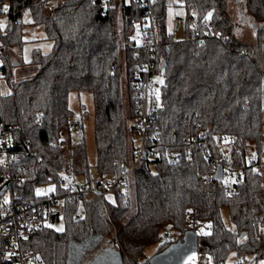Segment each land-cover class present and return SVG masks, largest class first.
<instances>
[{
  "label": "trees",
  "instance_id": "trees-1",
  "mask_svg": "<svg viewBox=\"0 0 264 264\" xmlns=\"http://www.w3.org/2000/svg\"><path fill=\"white\" fill-rule=\"evenodd\" d=\"M240 1L243 5L234 15L255 28L252 46L237 37L229 0H183L189 19L185 41L167 32L166 0L154 2V34L159 42L154 52L164 83L162 107L145 143L160 154L154 157L150 152L135 163L126 180V196L106 204L85 197L67 200L63 232L51 227L33 232L26 246L46 264H68L70 240L80 242L89 235L117 247L122 264H139L140 259L147 264L148 247L158 244L155 254L159 253L205 221L211 223V231L199 234L198 253L208 255L213 264H225L231 253L237 260L263 251L264 258L261 169L246 167L231 196L225 194L223 181L214 178L216 160L228 148L234 166L245 165L252 153L259 159L264 156V0ZM5 5L8 27L0 30V41L3 78L10 93L0 98V123L13 128L19 154L13 165L12 191L32 197L37 188L57 182L70 166L91 181L82 125L78 143L70 140L72 91H89L93 96L98 175H120L123 167L134 162L136 130L134 124L129 131L126 128V115L134 121L140 115L134 73L150 56L148 48L138 46L133 38L134 23L144 18L145 9L134 0H0V9ZM27 8L54 46L50 53L34 56L32 63L38 70L33 77L12 81L17 65L10 52L14 47L22 49V16ZM63 133L71 148L61 146ZM200 135L213 151L211 160L198 144H188ZM188 150L191 161L171 160ZM3 168L0 161V171ZM224 207L236 231L225 227ZM168 227L175 234L167 233L171 238L165 240Z\"/></svg>",
  "mask_w": 264,
  "mask_h": 264
},
{
  "label": "built area",
  "instance_id": "built-area-1",
  "mask_svg": "<svg viewBox=\"0 0 264 264\" xmlns=\"http://www.w3.org/2000/svg\"><path fill=\"white\" fill-rule=\"evenodd\" d=\"M155 1L134 0L135 3L145 9L146 15L143 19L134 23L135 32L133 38L138 46L148 48L150 56L148 61L141 64L134 73L133 87L140 97L138 104L140 115L134 121V129L136 130L134 136L139 142L133 151L134 162L123 167L120 175L111 176L104 173L99 176L95 183L85 180L79 181L77 179L79 175L70 166L62 172L57 182L50 183V188L54 187V191H45L39 196L36 192L32 197L21 196L18 192H13L11 189L14 181L13 165L19 158L12 140L13 128L0 123V161L4 167L0 171V189L8 185L6 191L0 197V264H46L42 257L32 253L26 246V242L33 232L50 228L48 225L52 226L54 223L63 220L66 216L67 200L85 197L96 199L106 204V202H109L108 197L110 196L113 199L126 196L129 193L126 180L135 163L144 158V156L148 157L150 152H152L154 157L156 154H160L155 149L149 148L145 143L147 133L155 128L154 122L158 111L162 107L163 84L155 79L157 75H161L157 69L156 53L154 52L159 43L158 38L154 34L153 5ZM2 9H0V19L7 18L8 11L4 12ZM182 22V18L176 19V23ZM190 22H193V19ZM206 23L208 24L209 22L207 21ZM3 76L4 61L0 41V79ZM157 90H159V99L156 96ZM1 96L0 92V98ZM80 126L81 123L77 121L76 127L79 128ZM204 140L205 137L203 135L195 136L188 140V144L189 146L198 144L202 148L205 158L211 160L213 151ZM61 146H67V142L62 141ZM191 154V150L186 151L185 154L178 152L171 156V160L177 161L184 157L186 161H191ZM232 159V150L228 148L216 160L223 167L222 181L224 192L227 196H231L237 184L243 180V172L246 167L254 169L264 168V156L259 159L254 153L248 156L243 166H234ZM5 200L8 203H5ZM78 218L79 216L76 217V219ZM163 238L169 240L170 235L164 233ZM262 256L263 251H259L252 256L235 260L234 264H259V262L264 264ZM189 264H193V262L191 261ZM194 264L208 263H200L195 260Z\"/></svg>",
  "mask_w": 264,
  "mask_h": 264
},
{
  "label": "rangeland",
  "instance_id": "rangeland-1",
  "mask_svg": "<svg viewBox=\"0 0 264 264\" xmlns=\"http://www.w3.org/2000/svg\"><path fill=\"white\" fill-rule=\"evenodd\" d=\"M118 2L119 0H115ZM229 10L232 15H234L235 10H237V5L233 0H229ZM177 18H182V23H176ZM233 19L237 24V37L243 43L247 45H254L256 43V31L254 27L245 25L241 23L233 16ZM23 22V46L22 49L14 47L11 49V58L12 63L17 65L13 68L12 73V81H18L26 78L33 77L38 70V66L32 63L34 56L41 52L43 54L50 53L53 49L54 42L47 39L44 27L39 24H34L32 20V14L30 9H25L22 16ZM165 23L167 27V32L172 34L174 38L178 41H185L188 37V24L189 19L187 18V10L183 4V0H166V15H165ZM8 27V18L0 19V29L5 32ZM118 37L122 39V22L121 19L118 20ZM4 57V56H3ZM161 74V72H160ZM157 81L163 79L162 75H157L155 77ZM122 86H123V100L125 107L127 106V98H126V88H127V79L125 74V64L122 65ZM0 92L1 95H6L10 93V87L7 83V80L2 78L0 79ZM69 108L72 110L73 115L71 117L72 122V131L70 140L71 143L77 144L80 140V130L76 127V122L79 121L83 126V137L86 147V153L89 164V172L90 179L93 183H95L99 179V175L96 169V144H95V120H94V100L92 93L89 91H84L78 93L76 91H72L69 94ZM134 124V120H131L128 115H126V128L129 131L131 126ZM63 141L67 142V146L65 148H71L69 141L67 139L66 133L62 134ZM139 142L138 139L134 136V148L136 144ZM261 173L263 174L264 179V169L261 168ZM79 181L85 180L84 177L79 176L77 178ZM131 181V197L134 199V188L131 177L129 178ZM87 181V180H85ZM90 181V182H91ZM88 182V181H87ZM53 185V184H52ZM50 184L39 187L42 192L47 191L50 188ZM37 191V190H36ZM109 201L114 202L113 197H108ZM222 220L224 225L230 231H236V227L234 223L231 221L230 213L227 207H224L221 210ZM210 225V227H209ZM63 228L65 230L64 219L59 222L54 223L51 228H53L57 232V229ZM191 227V226H189ZM193 230V229H192ZM198 233L202 234V231L205 233H209L211 231V223L209 221L200 222L197 224L196 230ZM165 233H174L172 227H168L165 230ZM175 234V233H174ZM171 238V237H170ZM163 239V238H162ZM83 239L82 241H84ZM71 243V240H70ZM158 248V244L152 245L148 247L145 251V258H150ZM196 257V261L200 263H208L213 264L211 258L206 254L194 253ZM192 256V255H191ZM210 258V259H209ZM236 260L235 253H231L226 260L225 264H234ZM140 263H143V259L139 260ZM187 259V264H189ZM186 264V263H185ZM259 264H262L259 262Z\"/></svg>",
  "mask_w": 264,
  "mask_h": 264
},
{
  "label": "water",
  "instance_id": "water-1",
  "mask_svg": "<svg viewBox=\"0 0 264 264\" xmlns=\"http://www.w3.org/2000/svg\"><path fill=\"white\" fill-rule=\"evenodd\" d=\"M165 61L161 64V69L164 68ZM145 158V156H144ZM214 178L221 181L223 179V167L218 164L214 173ZM8 185L0 189V197L6 191ZM198 232L192 229L187 230L183 238L171 243L165 250L153 254L147 260V264H185L187 259L194 253H198ZM244 234L241 235V238ZM71 250L69 248L68 255ZM106 257L112 259L113 264H122L121 255L115 252H109Z\"/></svg>",
  "mask_w": 264,
  "mask_h": 264
},
{
  "label": "crops",
  "instance_id": "crops-1",
  "mask_svg": "<svg viewBox=\"0 0 264 264\" xmlns=\"http://www.w3.org/2000/svg\"><path fill=\"white\" fill-rule=\"evenodd\" d=\"M233 1L238 8L243 5L240 0ZM69 248L71 254L68 255V264H113L112 259L106 257V254L109 252L120 254L117 247L112 244L103 245L102 239L96 235H89L80 242L73 240Z\"/></svg>",
  "mask_w": 264,
  "mask_h": 264
},
{
  "label": "snow or ice",
  "instance_id": "snow-or-ice-1",
  "mask_svg": "<svg viewBox=\"0 0 264 264\" xmlns=\"http://www.w3.org/2000/svg\"><path fill=\"white\" fill-rule=\"evenodd\" d=\"M2 10H3L4 12H7V11L9 10V9H8V6L5 5L4 8H3ZM211 16H212V13L210 12V13H208V15L205 17V19L208 20V19L211 18ZM158 82L161 83V84L164 83V81H163L162 79L159 80ZM156 96H157V99H159V90H157ZM54 190H55V189H54V187H53V188H49L47 191H54ZM36 194L39 196V195H42L43 192H42L40 189H37ZM5 203H8V201L5 200ZM189 211H191V210H189ZM48 227H51V225H48ZM209 227H210V225H209ZM57 230H58V231H63V228L61 227V228H59V229H57ZM202 234H204V235H210V233H205V232H203V231H202ZM195 259H196L195 254H193L192 256H190V257L188 258V260H189V261H192L193 264H194V262H195ZM209 259H210V258H209ZM186 264H187V262H186Z\"/></svg>",
  "mask_w": 264,
  "mask_h": 264
}]
</instances>
